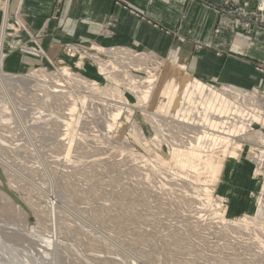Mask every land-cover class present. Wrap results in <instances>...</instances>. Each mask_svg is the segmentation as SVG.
<instances>
[{"label": "rangeland", "instance_id": "obj_1", "mask_svg": "<svg viewBox=\"0 0 264 264\" xmlns=\"http://www.w3.org/2000/svg\"><path fill=\"white\" fill-rule=\"evenodd\" d=\"M260 1L245 2L241 6L229 4L225 7L232 16L234 30L250 31L254 28L264 30V11L259 6ZM9 4L10 0H0V27L4 13L7 14L6 29L3 34L0 31V37L2 36L0 47L4 46L1 66L4 73L17 80L21 77L22 81L17 82L19 85L17 88H12L11 94L15 106L20 107L18 109L24 112L22 119L25 120L27 129L29 128V135L34 140L42 162L46 168L48 167V172L50 171V177L53 179L56 177L53 181V190L61 202L79 213L84 221H88L100 232L109 236L121 248L108 245L102 239L94 237L92 233L86 231V227L76 223L74 218L60 212L63 214L64 224L60 227L57 237L59 258H44L45 264H264V166L259 167L255 162L257 159H264V144L241 141L242 148H237L231 139V141L223 140V142L219 141V146H216L213 153L201 149L199 157L190 159L184 157L183 165L178 164L171 153L173 146L170 141L167 143L160 141V147L151 142L155 136V129L150 123V114L138 105L131 85H139L140 82V86L146 85L150 74L143 69H150L152 71L150 76L154 79L160 77L165 59L175 64L182 65L181 63L142 48L135 42L132 45H101L93 40L83 42L60 41L47 37L42 39L28 29L24 22L25 17L17 8L11 10ZM127 9L138 17L136 11L129 7ZM178 40L184 41L183 38ZM195 47L202 48V45L195 44ZM110 48L117 49L114 51L120 55L112 57L110 54L107 55L106 51ZM124 53L131 55L126 56ZM27 57L32 58V63L25 59ZM126 57H130L132 63L133 60L137 64L140 62V65L136 67L126 64L128 62ZM140 57L146 58L145 61L139 60ZM102 62L110 68L109 71L100 72L98 64ZM120 64H124L123 67ZM182 69L189 73L183 65ZM43 70L49 74L48 77L57 78L54 77L56 80L54 82H62L63 89L67 91L66 96L70 95L76 101L85 100L82 109L85 111H82L81 115L87 116L88 122L92 125L89 127L91 131L81 129L80 125L76 128L77 135L75 133V139L79 140L83 150L74 145L66 154V147L59 143V141L64 142L60 137L65 131L59 132L61 134L57 137L50 133L52 131L50 127H48L50 132L43 129L46 126L31 129L39 113L45 116L43 118H47L46 115L51 111L61 112L56 104L50 103L48 106L47 97L43 91H40V87H37L36 79L40 81L41 77L29 76L34 74L32 72L39 74ZM64 70L68 73L63 78L61 72ZM171 72L181 76L184 73L178 69H173ZM110 73L120 77L116 76L112 80L107 76ZM71 75L84 77L94 85H84L83 79L77 80ZM206 83L217 91L230 90L236 94H245L264 106V89L257 87L234 89L215 81ZM99 93L101 96L98 95ZM118 96L123 101L125 99L124 106ZM153 104L154 102L151 103ZM114 107L123 109L121 111L118 109L121 114L114 121L117 128L118 124L120 125L121 138L125 137L126 143L119 144L111 137L112 134L108 135L102 127L111 119L108 116H111L113 111V114L116 112ZM64 110L67 113V110ZM124 110L130 113L131 123L125 120V114L122 113ZM4 111L0 103V115H10L13 112H10L9 108ZM76 111L73 112L74 115L77 114ZM209 112L212 114V111H208L207 114ZM221 115L225 123L223 126L227 125V122H233L232 113ZM91 118L94 119V123ZM4 119L0 116V141L2 138L8 141L1 143L29 149L26 140L28 137L25 133H21L17 119L12 117L11 120ZM263 119L264 116L261 115L258 123L251 125L249 130L260 132L263 140L260 138V142H264ZM81 135L85 136V139ZM183 145L179 148L184 150L182 154H186L189 146ZM221 150L227 153L224 155L216 153ZM229 151L234 152V156H230ZM132 153L145 156L155 165L136 160ZM4 155H7L13 163L16 162L15 164L22 163L19 168L24 170L27 158H19L17 150L5 152ZM97 158L108 161L100 163ZM27 160L31 161L32 158ZM96 160L97 163L93 164L92 161ZM110 163L114 166H110ZM191 166L195 168L194 171ZM170 172L187 177L191 183H189L190 189L174 177L177 175L170 176ZM43 175L39 171L31 174L32 182L50 188L48 178ZM14 180L15 182L9 181L0 168V192H4L10 199L4 200L0 196V233L7 235L4 237L6 241L3 238L1 243L3 247L1 246L0 249L4 251L6 248L7 252L11 251L10 253H14L15 250L16 258L17 254L21 258L28 254V251L36 249V246L24 239L17 242V235L13 234L17 233V229L19 232L22 230L27 232L30 226L36 225L35 230L39 231V234L47 238H50V235L37 226L32 208L35 206L44 209L43 201L39 199L37 193L28 191L26 186H23L24 182L12 179ZM14 183L17 184L16 189L13 187ZM192 185L200 188L196 196L198 200L187 195L191 192ZM190 199L196 202L191 203ZM18 251H22L21 254Z\"/></svg>", "mask_w": 264, "mask_h": 264}, {"label": "bare ground", "instance_id": "obj_2", "mask_svg": "<svg viewBox=\"0 0 264 264\" xmlns=\"http://www.w3.org/2000/svg\"><path fill=\"white\" fill-rule=\"evenodd\" d=\"M6 16H7V14L4 13L2 24L0 27L1 34H3L4 30L6 29V20H5ZM1 49L2 48L0 47V103H2L3 109L5 111H7V109L9 108V109H11L10 112H12V111L13 112L10 115H2L1 114L0 116L4 117L6 120H8L7 118L10 119V117L17 119V123H18V125H20V128H21L20 129L21 133L22 132H23V134L25 133L28 137L26 140L29 143L28 147H30V148L28 149L27 147L25 148L24 146L23 147H17V148L11 147V146H6L4 143L8 140L5 138H2L1 141L4 142L3 143L4 145L0 141V168L2 169L3 173H5V175L8 177L9 181L15 182V180L12 181V179H19V181H22L25 183V185L23 184V186H26L28 191H31L33 193H37L39 195V199H41L44 203V205L42 206V208H44V209L35 208V206L32 208H33V211L35 214V219L37 221V226L41 227L43 231L48 233L50 235V238L44 237L41 234H39V231L35 230L36 225L30 226V229L27 230V232H26V230H25V232L23 230L21 232H19V230L17 229V233H13V234L17 235V239H18L17 242H19V240L22 241L24 239L27 242H30L32 244L34 243V245L36 247L34 245L33 246L36 249H34L33 251L31 250V252L28 251V254H26L25 256H23L21 258H19L18 254H17V258H16V255H14L15 250H14V253H10L11 251L7 252L5 250L6 248L4 249V251L2 249H0V264H45L44 258H59V254L57 252V249H58L57 247L59 245L58 244L59 241H58L57 237L59 234L60 227L64 224V220H63V216H62L63 214H60V212H63L67 216L74 218L76 220V223H79L83 227H86V231L90 234L92 233V235L94 237L96 236V237L102 239L108 245L110 244L112 246L120 248V246L117 245L109 236H106L105 234L100 232L95 226L90 224L88 221H84V218H82L79 215V213L70 209L68 206L65 205V203L61 202V200L56 196V194L53 190V181L55 180L56 177H54V179L50 177L51 176L49 174L50 171L48 172V170H47L48 167L46 168L44 162H42L41 156L39 155V153L37 151L34 140L29 135L30 134V131H28L29 128L27 129L26 125L24 124L25 120L22 119V118H24V117H22L24 112L21 109H18L20 107L17 108L15 106L16 103H15L14 97L11 94L12 88H17V86L19 85V84L17 85V82L22 81L21 77L18 78V80H17V78L10 76L9 74H6L3 72L1 62H2V58L4 57V55H3V51ZM114 50L115 49L110 48L107 51L106 50L105 51H106L107 55L110 54L111 57L120 55V54H118V52H115L117 49L115 51ZM124 51L125 50L123 49V52ZM124 55L128 56L131 54L124 53ZM125 59H128V62H126V64L129 63L130 65H134L136 67H138L140 65L139 61H138L139 64H137L136 61H134V60L132 63L130 57H126ZM138 59L139 60L144 59L143 61H145L146 58L140 57ZM96 60H97V58H96ZM120 65L122 66L124 64H120ZM98 66H99L100 72L101 71L106 72V71L110 70V68H107V66H105L103 62L99 63ZM110 67H111V65H110ZM173 69L182 70L184 72V73H182L183 76L177 75V74H175V72L172 73L171 71H173ZM125 70H127V69L125 68ZM127 71H129V70H127ZM143 71H146L150 75L152 73V71H150V69H146V70L143 69ZM32 73H34V74H30L29 75L30 77L31 76H34L35 78L41 77L40 81H38L39 79H36V85H37V87H40V91H43V93L47 97L46 102L48 103V106L50 105V103L56 104V105H58L57 109L60 110L62 113L51 111V113L49 112L50 114L46 115L47 118H43L45 116H41V114L39 113L38 116L35 118L36 119L34 121L35 124L31 126V129L32 128H43V126L44 127L46 126V128H43V129L48 130V127H50V129H52V131L50 132L48 130L47 132H50L53 136L57 135V137H58V134H61L59 132L65 131V132H62V136L60 137L61 138L60 140H64V142H60L59 139H58V141L61 144V146L66 147V149H67L66 154L69 153L70 149L74 145L76 147H80L79 149L83 150L84 148H83V146L80 145L81 143L78 142L79 140L75 139L76 138L75 133L77 135L76 128H78L80 125H81V129H87L88 131H91V129L89 127L92 125H91V123L88 122V119L86 118L87 116L82 117V115H81V112L83 111L82 109H83L84 104H85V100L82 99L81 100L82 102L76 101L74 98H72L69 95V93H68L69 96H66L67 91H65L63 89L64 85L62 84V82H54V81H56L55 79H57V78L55 76H52L53 78L48 77L49 74L45 70L41 71L39 74H36L35 72H32ZM66 73H68V72H66L65 70L62 71L61 77H63V76L65 77ZM150 75H149V78L147 79L146 85L144 87H142L143 85L140 86L141 82L139 83V85L138 84H133V85L130 84L131 87L133 88L132 92L135 94V96L138 100V105L143 110H146L150 114V118H151L150 123H152V126L155 129V133H154L155 136L152 138L151 142H153L154 144H156L157 146L160 147V141L165 142V143L170 141L172 143V146H173L171 153L173 155V158L176 160V162L178 164L183 165V158L184 157L186 159L199 157L200 156L199 152H201L200 151L201 149L208 150V151H211L213 153L214 149L218 145L219 141L223 142V140H225V141L226 140H229V141L232 140L233 145L236 146L237 148H242L241 147V141H244V142L248 141L252 144H257V145L260 143L264 144V142L259 141L260 138L262 140L260 132H258V131H254V132L251 131L250 132L249 131V130H251V125L253 126V124L258 123L261 115L264 116V106L261 102H259L257 100H251L250 98L245 96V94L244 95L236 94V93L231 92L230 90L229 91L226 90V91H222V92L217 91V90L213 89L206 82H203V81L195 78L194 76H192L190 73H187L185 70L182 69V65L172 63L168 59L164 60L163 70L161 72L160 77L157 76L154 79ZM71 76L74 77L73 75H71ZM107 76L113 80L116 78L117 75H112L110 73V75H107ZM54 77H55V79H54ZM117 77H120V76H117ZM74 78L77 80L83 79L84 81L82 80V83L84 85L85 84L86 85L91 84L92 86L94 85L93 82L91 83L89 80L85 79L84 77L78 76V77H74ZM135 78H137V77H135ZM69 79H70V77H69ZM77 80H76V82H78ZM70 81H72V80H70ZM74 84L77 85V83H74ZM83 84H82V86H83ZM76 88H79V87H76ZM29 89H30V87H29ZM87 91H89V89ZM95 91H96V89H95ZM253 92H255V91H253ZM94 94H95V92H94ZM98 95L101 96L100 93ZM107 98H108V96H107ZM115 98H117V97H115ZM118 99L120 101H122L123 106L126 104L124 102L125 99L123 101V100H121V98H119V96H118ZM66 100H68V101L66 102ZM152 102H154L153 105H151ZM102 104L104 105V103H102ZM213 104H214V106H213ZM150 105H151V107H149ZM111 106L112 105H108V107H111ZM25 107H26V105H25ZM59 108H62V109H59ZM64 109L67 110V113L64 112L65 111ZM114 109L116 112L113 114ZM114 109L113 110L111 109L113 111L112 113L110 112L111 116L107 115L109 118L111 117V119L108 118L109 122H106L107 124H105L102 127L104 129V132L108 133V135L112 134L111 137L116 139V141L119 144L126 143L125 137L121 138L120 125L118 124L119 127L117 128V125L114 121V119H116V117H119V115L121 114L118 111L119 110L121 111L123 109L122 108L120 109L119 107H114ZM256 109H257V111H256ZM75 110H77L76 111L77 114L74 115L73 112ZM42 111H43V109H42ZM208 111H212V114H211V112H209V114H207ZM31 112H33V111H31ZM227 112L232 113L231 118H233V122H227V125H225L226 126L225 127V126H223L225 123L222 120L221 114L224 115ZM53 113H57L58 115H55ZM122 113L125 114V116H124L125 120L127 122L131 123V119L129 117L130 113L127 110H124ZM31 114H33V113H31ZM52 114L55 116L53 117ZM30 117H31V115H30ZM30 119H33V118H30ZM91 119L94 123V119L93 118H91ZM108 119H105V120H108ZM28 120H29V118H28ZM100 120H101V118H100ZM97 123H99V122H97ZM30 124H32V123H30ZM5 126H7V125H5ZM63 126H65V127L63 128ZM95 130H97V129H95ZM6 131H8V130H6ZM99 133H97V134H99ZM101 133H102V131H101ZM26 135H24V136H26ZM79 136H80V134H79ZM141 136H142V134H141ZM84 137L85 136H82V138H84ZM263 139H264V137H263ZM9 141H11V140H9ZM182 144H184V145L186 144L189 146L188 151H186V154H182L184 150L179 148L180 146H182ZM94 145H96V144H94ZM101 147H102V145H101ZM87 148H89V147H87ZM85 149H86V147H85ZM94 149H98V148H94ZM16 150H17V156H19V158H22V159L23 158L29 159L30 157L32 158L31 161L30 160L28 161L26 159L25 164H24V170L25 171L21 170L19 168L22 165V163H20L21 165L15 164L16 162L13 163L7 155H4L5 152L10 153V152H14ZM216 153H220L221 155H224L225 153H227V151L221 150L220 152L216 151ZM228 154L231 156L235 153L229 151ZM132 155H134L136 160L142 161L145 164L155 165V164H152L151 161L148 160V158H146L145 156H142V155L140 156L139 154H135V153H132ZM132 155H130V156H132ZM182 155H184V156L182 157ZM61 160H62V158H61ZM63 160H64V158H63ZM98 160L92 161L93 164H96ZM107 161L99 160L100 163H103V162L107 163ZM112 162H114V161H112ZM255 162H256L257 166H259V167L264 166V159H259V160L257 159V160H255ZM109 165L111 166L113 164L110 163ZM155 168H157V167L155 166ZM191 169L193 171L195 170V168L193 166H191ZM191 169H189V170H191ZM38 171L41 172L42 174H44L43 175L44 177L48 178V181L51 184L50 188L49 187L48 188L43 187L42 185H37L34 183V181L32 182L31 174H36V172H38ZM171 175H177L174 177H176L179 181L184 183L187 186L186 187L187 189H190L189 188L190 181H188L189 179L187 177L178 175L174 172H170V176ZM185 185H184V187H185ZM13 187L16 189L17 184L14 183ZM190 187L192 189L190 192L191 194L188 193L187 195L192 199L194 198V199L198 200L196 196H198V191L200 190V188L197 186H194V185H192ZM195 194H197V195H195ZM0 196L4 200H10L9 197L4 192H0ZM192 199H190L191 203L196 202V200L194 201ZM37 203L35 205H37ZM38 205H39V203H38ZM4 225H6V224H4ZM8 230H10V229H8ZM3 232H5V231H3ZM5 235L6 234L0 233V247L2 246L1 243H2L3 238L7 236V235L6 236ZM9 235H11V234H9ZM5 239L6 238H4V240ZM97 240H99V239H97ZM7 241H9V240H7ZM3 244H5V243H3ZM18 252H20V251H18ZM21 252H20V254H21ZM24 253H26V251ZM24 253H23V255H24ZM11 254L14 256H12ZM28 258H34L35 260H30ZM131 258H133V257H131Z\"/></svg>", "mask_w": 264, "mask_h": 264}, {"label": "crops", "instance_id": "obj_3", "mask_svg": "<svg viewBox=\"0 0 264 264\" xmlns=\"http://www.w3.org/2000/svg\"><path fill=\"white\" fill-rule=\"evenodd\" d=\"M254 1L10 0L9 5L42 39L93 40L101 45L135 42L181 63L203 82L264 89V30H234L225 9ZM25 59L32 63V58Z\"/></svg>", "mask_w": 264, "mask_h": 264}, {"label": "built area", "instance_id": "obj_4", "mask_svg": "<svg viewBox=\"0 0 264 264\" xmlns=\"http://www.w3.org/2000/svg\"><path fill=\"white\" fill-rule=\"evenodd\" d=\"M260 2H261V3H260L259 6H260L261 8H263L262 10L264 11V0H261Z\"/></svg>", "mask_w": 264, "mask_h": 264}]
</instances>
